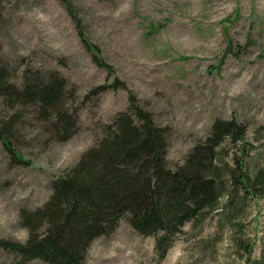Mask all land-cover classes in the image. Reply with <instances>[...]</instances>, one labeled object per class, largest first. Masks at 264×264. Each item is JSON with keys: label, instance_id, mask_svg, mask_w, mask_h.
<instances>
[{"label": "rangeland", "instance_id": "obj_1", "mask_svg": "<svg viewBox=\"0 0 264 264\" xmlns=\"http://www.w3.org/2000/svg\"><path fill=\"white\" fill-rule=\"evenodd\" d=\"M83 37L111 73L97 66ZM0 66L18 86L26 73L65 78L63 104L77 122L59 141L34 105L13 110L0 97V127L8 122L7 141L24 160L0 138V239L26 241L20 211L44 204L52 180L104 135L130 96L165 128L168 167L221 119L243 131L242 140L218 147L228 169L240 161L250 178L264 169V0H0ZM114 78L115 86L99 90ZM227 181L214 209L185 223L164 251L155 236L121 219L94 238L82 264L256 263L264 190L244 192ZM0 264L48 263L0 248Z\"/></svg>", "mask_w": 264, "mask_h": 264}, {"label": "trees", "instance_id": "obj_2", "mask_svg": "<svg viewBox=\"0 0 264 264\" xmlns=\"http://www.w3.org/2000/svg\"><path fill=\"white\" fill-rule=\"evenodd\" d=\"M83 40L97 66L111 73L112 67L98 48L85 37ZM9 76L0 66V97L7 107L15 110L17 105L32 104L56 140L73 135L77 122L63 104L68 84L65 78L55 72L45 77L26 73L18 86ZM115 84L114 78L111 84L98 88L101 91ZM129 100L128 108L105 126L104 135L52 180V191L44 204L20 211L21 223L28 229L26 241L0 239V248L22 260L82 264L94 238L110 233L126 219L139 234L155 236L162 252L169 237L185 223L214 209L229 187L227 178L231 187L239 186L244 192L249 187L264 190V169L250 178L240 161L228 169L218 156L223 141L243 138L242 126L235 120L216 119L207 137L193 145L182 163L170 168L165 128L154 123L151 113L134 96ZM7 124L0 127V138L13 157L24 162L7 141ZM254 264H264V249Z\"/></svg>", "mask_w": 264, "mask_h": 264}]
</instances>
